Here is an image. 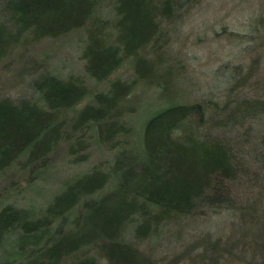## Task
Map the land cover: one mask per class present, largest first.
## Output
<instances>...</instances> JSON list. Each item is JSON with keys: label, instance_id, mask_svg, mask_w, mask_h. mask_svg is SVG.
Returning <instances> with one entry per match:
<instances>
[{"label": "trees", "instance_id": "obj_1", "mask_svg": "<svg viewBox=\"0 0 264 264\" xmlns=\"http://www.w3.org/2000/svg\"><path fill=\"white\" fill-rule=\"evenodd\" d=\"M200 2L0 0V77L19 92L0 91V251L13 256L0 264H264V96L236 95L264 84L261 55L221 66L220 90H173L193 86L177 43ZM73 34L79 72L30 53ZM233 40L258 53L264 15ZM60 149L94 161L43 205H18ZM227 212V236L208 229L170 260L142 247Z\"/></svg>", "mask_w": 264, "mask_h": 264}, {"label": "rangeland", "instance_id": "obj_2", "mask_svg": "<svg viewBox=\"0 0 264 264\" xmlns=\"http://www.w3.org/2000/svg\"><path fill=\"white\" fill-rule=\"evenodd\" d=\"M260 15H264V0H202L190 12L177 43L186 54L184 60L193 86L179 82L174 85L173 90L182 93L183 91L195 89L198 94H204L210 88L217 89L223 79L224 69L218 70L221 66L224 67L225 64H228L231 68L232 65L246 64L258 54L261 55L260 65L262 71L257 75L264 78V47L260 48L258 53H247L240 48L244 44L238 45L239 43L237 44V41L233 40L234 35L237 33L249 34L250 26L255 24L257 17ZM75 38L76 36L73 34L69 36L68 40L56 39L51 41L44 39L36 47H32L30 53L38 55L44 50L48 51L52 56L49 66L56 73L79 72L83 61ZM2 82H4V79L0 77L1 92L14 96L19 95L17 88L4 86ZM252 86V89L238 90L236 95L264 96V84L262 82L258 87L257 84ZM218 90L220 89L218 88ZM141 93L143 94L139 95V99H144V103L147 104L151 99L156 103V98L150 97L149 100V94L143 98L144 92ZM216 93L223 94L220 91H216ZM198 94H195L196 97ZM218 94H214V96L220 97ZM253 126L255 132L264 133V122L254 123ZM93 161L92 158L87 162L76 165L68 161L64 149L58 150L53 156L52 165L43 178L37 180L25 192L18 193L16 203L21 206L43 205L58 190L64 179L86 170ZM232 217V213L227 212L220 217L197 218L193 220V225L188 229L189 231L186 230L182 236H178L175 230L173 234L170 232L162 238L161 241L166 243L147 241L142 244V247L144 249L148 248L152 252L159 251L163 261L170 260L174 256V252L186 249L196 239L198 242L201 241L208 229L213 230L215 235L224 231L225 233L222 234L227 236L226 232L230 230ZM196 234L197 236H195ZM12 257V253L10 254L9 251H0V262Z\"/></svg>", "mask_w": 264, "mask_h": 264}]
</instances>
